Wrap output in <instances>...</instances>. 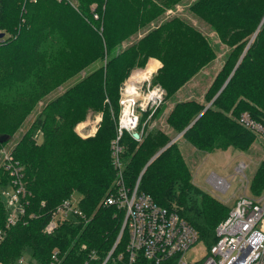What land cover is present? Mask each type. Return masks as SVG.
Returning <instances> with one entry per match:
<instances>
[{"label": "trees", "instance_id": "1", "mask_svg": "<svg viewBox=\"0 0 264 264\" xmlns=\"http://www.w3.org/2000/svg\"><path fill=\"white\" fill-rule=\"evenodd\" d=\"M93 1L98 18L90 8ZM181 1L78 0L76 9L57 0H0V32H4L0 37V136H8L0 140V147L20 129L38 99L100 61L47 101L7 148L23 167L29 194L26 221L11 225L0 241L3 264H20L17 258L25 251L35 264H47L56 245L66 252L65 264H101L116 241L124 215L122 209L104 203L116 178L108 148L115 135L109 109L118 108L121 82L134 66L155 56L162 61L155 76L169 98L214 60L218 46L224 44L223 62L204 100L180 99L168 111L167 122L176 132L184 130L181 135L147 163L168 135L155 129L138 142L124 131L120 154L127 185L132 187L139 176L140 191L184 216L205 245L215 240V227L230 206L193 183L180 142L186 140L206 153L247 149L254 134L240 124L239 114L247 110L264 122V0H190L188 9L213 30L219 41L215 44L183 17L161 19L166 9ZM124 41L128 42L124 45ZM89 107L101 110L102 120L95 135L82 138L73 125ZM164 108L165 104L158 107L156 115ZM37 136L42 138L40 143ZM9 181L10 173L1 161L0 225L7 215L1 190ZM250 190L254 194L264 190V154L252 174ZM74 192L79 193L75 201L82 215L62 221L51 234L44 232L52 208ZM127 238L125 228L105 264H128ZM131 264L176 262L169 258L154 263L140 252Z\"/></svg>", "mask_w": 264, "mask_h": 264}, {"label": "built area", "instance_id": "2", "mask_svg": "<svg viewBox=\"0 0 264 264\" xmlns=\"http://www.w3.org/2000/svg\"><path fill=\"white\" fill-rule=\"evenodd\" d=\"M57 1L67 2L78 9V0ZM95 7L96 3H91L93 17L98 18ZM158 90L154 88L148 92V100L158 97ZM127 119L129 125L123 126L122 118L120 131L122 128L136 125V119H130V117ZM238 121L264 138V122L251 116L249 111H242ZM111 149L113 164L119 175L113 190L105 195L104 203L122 209L124 215L116 241L101 264H105L125 228L128 231L126 244L128 264H131L140 252L154 263L173 258L176 264H190L184 258V252L198 241L203 242L196 227L175 209L158 204L150 194L140 191V177L132 187L128 186L121 174L123 164L120 156L121 146L118 141L112 144ZM0 155L4 168L10 173L9 183L1 190L7 211L5 222L0 225L1 241L11 225L26 221L25 207L28 203L29 191L25 187L22 165L14 160L8 149L3 146L0 147ZM246 166V162L241 160L237 170L243 172ZM212 173L209 179L211 178L213 185L225 191L230 182L225 177ZM75 215H82V211L75 200L65 198L52 208L43 231L51 234L62 221ZM65 254V250L58 245L54 246L47 264H65ZM94 256V253L91 254V257ZM22 261L23 256L18 259L20 264ZM0 264L3 263L0 261ZM28 264L35 263L29 261ZM194 264H264V190L258 194H238L233 205H230L228 214L216 225L215 240L210 245H205V254Z\"/></svg>", "mask_w": 264, "mask_h": 264}, {"label": "rangeland", "instance_id": "3", "mask_svg": "<svg viewBox=\"0 0 264 264\" xmlns=\"http://www.w3.org/2000/svg\"><path fill=\"white\" fill-rule=\"evenodd\" d=\"M189 1L190 0H182L181 3L178 2L173 7H169L168 9L165 10L161 19L170 16L183 17L185 20L188 21V23L189 22L192 23L202 32L207 34L214 44L219 42L218 40L215 39L216 36L215 34H213V30H211V28L204 21L198 19L194 15V13H192L188 9L187 4ZM92 3H95V1H93ZM101 28H102V24L99 26L100 30ZM5 35H7V33H5ZM141 35L142 32L138 33V36ZM135 38L136 37H132L131 39H135ZM127 42L128 41H124V45ZM226 50H227L226 45L220 44L218 46V54L216 58L211 62H209L204 67L200 68L198 72H196L188 81L184 83V85H182L169 98H166L167 95L166 89L157 80L155 76L156 73L158 72L159 67L162 65V61L160 58L155 56H149L142 65L134 66L120 84L119 92H118L119 93L118 108L114 109V107L113 108L111 107L109 109L110 116L115 121V123L111 125L113 126V129L115 131V135L110 139L108 148L111 149L112 144L115 141H118L119 145L121 146V152L124 150V145L121 140V136L124 131L130 134H132V131L134 130L137 131L139 133V137L136 139L138 140V142H140L145 137L148 131L152 132L155 131V129H160L164 133H166L169 137V140L166 142V144L171 140H173L181 131L183 132V130L176 132V130L171 125V123L167 122L168 111L170 110L174 102L180 99L196 98L202 101L204 100L205 90L212 82L215 74L217 73V70H219V68L221 67ZM99 63L100 61L97 60L96 62H93L92 64L86 66L85 68H82L81 70H79V72L72 74L71 76L66 78L65 81L61 82L59 85L52 88L44 96L38 99L32 108L33 110L30 111L28 115L26 114V116L20 123V127H19L20 129L14 131L15 132L14 135L6 143L5 146L6 149L12 144L14 140H16V137L22 132V130L28 126L31 119L39 114L41 108L45 105L47 101L56 98L60 93L64 92L68 86L74 84L81 76L90 72ZM150 64L152 65V72L148 75L149 77L145 76L144 78H140L139 80L138 79L133 80L132 88L130 90H127V83L130 82L132 73L134 71L137 72V70H143ZM228 78L229 76L227 77L226 80H228ZM154 88L159 89L158 92L156 91L158 93V97L154 98L153 100L149 98L150 100H148L147 93ZM217 94L218 93H216L214 97ZM212 99L209 101L210 103ZM163 104H165L164 110H162L161 112H159V114L156 115L157 108L162 106ZM85 111L86 112L83 111L81 113V118L78 121H76L73 125L74 131L82 138L87 136H93L96 134V131L98 130L101 124L102 115H103L101 110H93L91 107L87 108ZM125 117H130V119H136V125L134 127L122 128V130L120 131L121 120L122 118L124 119ZM81 124H83L84 126L82 127ZM80 126L81 128H79ZM92 128H94V130L91 132L90 130H92ZM251 132L254 134V137L250 141V145L248 146V148L242 150L234 147H229L226 149H216L212 152L206 153L195 149L188 141L182 140L180 142V148L183 154L185 155V158L192 171L193 183L207 190L208 192H210L215 197L219 198L229 206L233 205L239 193L254 194L250 190V180L253 172L255 171L259 163V160L264 154V138L258 136L253 131ZM35 140L36 143H40L42 138L41 136H37L35 137ZM161 147L158 150H160ZM241 160L245 161L247 164L243 172L237 170V165ZM1 161H2V157L0 155V163ZM122 164L123 167L121 170V174L123 176V180L125 181L124 173H123L124 162H122ZM144 168L145 167L143 166L142 170ZM212 172H215L216 174L225 177L230 182L229 187L225 191H221L213 185V183L210 180L211 178L209 179V176L213 174ZM118 175L119 174L116 171V178L114 180V184L118 178ZM110 190L113 189L111 188ZM78 197H79L78 192H74V194L71 196L73 200H78ZM204 254H205V245L203 244V242L198 241L192 247H190L184 252V258H186V260L190 264H194ZM30 259H31V255L29 251H25L23 253V264H28ZM17 263H18V258H17Z\"/></svg>", "mask_w": 264, "mask_h": 264}, {"label": "bare ground", "instance_id": "4", "mask_svg": "<svg viewBox=\"0 0 264 264\" xmlns=\"http://www.w3.org/2000/svg\"><path fill=\"white\" fill-rule=\"evenodd\" d=\"M152 72V65H148L145 69L143 70H137L134 71L131 75V79H130V82L127 83V90H130L132 88V81L135 80V79H140V78H144L145 76H148L150 73ZM149 77V76H148ZM142 80V79H141ZM128 93V92H127ZM123 126H127L129 123H128V119L127 117H125L123 119ZM81 126L83 127L84 125L81 124ZM81 126L79 128H81ZM94 130V128H92V130H90L91 132Z\"/></svg>", "mask_w": 264, "mask_h": 264}, {"label": "water", "instance_id": "5", "mask_svg": "<svg viewBox=\"0 0 264 264\" xmlns=\"http://www.w3.org/2000/svg\"><path fill=\"white\" fill-rule=\"evenodd\" d=\"M264 18V17H263ZM263 18H262V20H263ZM256 34V31L253 33V35H252V37L254 36ZM4 35V32H0V37L1 36H3ZM251 37V38H252ZM244 53V52H243ZM243 53H242V55H243ZM242 55H241V57H242ZM240 57V58H241ZM240 58H239V60H240ZM238 60V61H239ZM227 81V80H226ZM226 81L223 83V85L220 87V89L218 90V92L222 89V87L225 85V83H226ZM217 92V93H218ZM210 103V102H209ZM208 103V104H209ZM208 104L206 105V107L208 106ZM184 131V130H183ZM182 133V131L173 139V140H171L170 142H168L166 145H164L160 150H158L150 159H149V161L153 158V157H155L162 149H164L167 145H169L172 141H174L178 136H180V134ZM132 135L135 137V138H138L139 137V133L137 132V131H132ZM7 135H5V136H0V140L1 141H3V140H6L7 139ZM149 161L147 162V163H149ZM147 165V164H146ZM146 165L144 166V167H146Z\"/></svg>", "mask_w": 264, "mask_h": 264}]
</instances>
